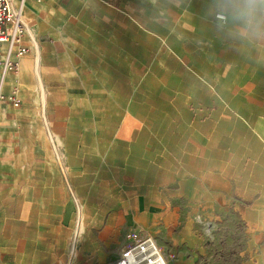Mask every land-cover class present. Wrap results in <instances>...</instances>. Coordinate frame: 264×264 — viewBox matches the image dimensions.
Returning a JSON list of instances; mask_svg holds the SVG:
<instances>
[{"label":"crops","instance_id":"1","mask_svg":"<svg viewBox=\"0 0 264 264\" xmlns=\"http://www.w3.org/2000/svg\"><path fill=\"white\" fill-rule=\"evenodd\" d=\"M60 1L77 9L71 13L77 14L78 27L65 10L62 18L57 11V46L71 45L80 55L109 54L114 64L103 68L108 74L98 81V90L87 79L58 77L87 87L70 98L74 110L60 105L49 116L57 133L77 137L66 146L75 159L69 163L74 173L66 176L72 200L79 201L75 225L70 199L58 229L35 228L24 203L19 216L1 217L0 264H59L67 255L69 263L108 264L130 234L168 230L176 223L177 200L188 207L198 197L203 215L232 214L244 221L246 261L264 264V35L231 17L217 18L216 0ZM42 2L27 1L24 20ZM26 27L24 44L30 50L34 40ZM145 52L155 56L152 64L158 57L167 78L152 80L157 89L150 95L144 93L149 80L143 75L127 80L133 92L123 103L119 90L112 91L122 80L113 79L111 71L120 70L121 56L127 63L128 54L140 56L136 69L143 71ZM28 53L5 85L6 93L20 88L22 104L21 71ZM86 61L79 70L90 78L100 68ZM6 104L14 107L1 104L0 132L10 119ZM91 147L102 153H94V168L80 172L78 160L85 158L80 152ZM27 162L39 167L40 193L34 195L32 183L26 187L16 178L31 179L37 170L22 172V161L0 156L1 200L14 207L17 199L67 198L63 169L52 164L55 169L49 170L48 159ZM51 189L57 194H49Z\"/></svg>","mask_w":264,"mask_h":264},{"label":"rangeland","instance_id":"2","mask_svg":"<svg viewBox=\"0 0 264 264\" xmlns=\"http://www.w3.org/2000/svg\"><path fill=\"white\" fill-rule=\"evenodd\" d=\"M60 3V0H45L36 5V10H30L28 13L29 18L25 19L29 30L32 31L34 36L36 35V41L39 43L38 47L40 46V74L46 90L47 105H44L42 100L43 93L34 68L36 59L35 43L30 39L29 60L21 71L24 102L17 108L6 104L4 111L10 115V119H7L5 124L1 126L2 130L0 132V156L14 161H22V172H26L29 168L37 170L31 179H27L23 175L16 177L26 187H30L29 183H32L35 190L34 192L32 191L34 195L40 193L39 167L34 166V164L29 166L28 160L48 159L49 170L55 169L50 166L52 164H56L58 169H63L67 198L17 199L14 207L13 204L11 205V200L0 199V221H3L1 217L4 215L13 214L19 216L23 213V205L26 203L28 208L26 212L29 214L30 223L40 230L45 227L58 229L63 217L62 211L66 207L68 199L71 200V207L74 212L71 224L74 223L75 225L79 214V201L72 200V192L66 183V176L69 177L68 174L74 173L71 171L72 168L69 167V163L75 161L74 158H71L70 153L72 152L67 151L66 146L74 145L73 140L77 137L74 138L72 135L57 133L58 131L54 126L56 120H51L49 116H52L60 105L63 110H74L76 106L70 98L73 95L82 94L87 90V87L82 88L78 85H73L71 81L61 82L58 77L64 76L69 80L75 79L76 83L79 79H87L88 82L94 83L92 88L98 90V81L104 79L105 75L108 74V71L103 70V68L112 66V58L115 57L109 54L95 56L90 54L91 52L80 55L77 48L71 45L67 48H59L56 40L57 11L60 18H62L61 10H65L64 14H67V18L70 17L71 20H75V26L78 27V16L77 14L75 16L72 14L77 9L74 6L68 9V7ZM91 50L93 51V49ZM84 51H88V49L84 48ZM95 58H98L99 62H96ZM123 58L121 56L119 61L121 62L119 64L121 69L111 71L113 79L122 80L121 83H117L115 87H112V91L114 89L119 90L118 94L122 96L120 101L123 103L127 100L126 97H129L133 92L129 84H126L127 80L141 79L143 75L145 80H149V83H144V93L145 95H150L157 89H152L151 86L154 84L152 80L167 78L165 71L159 68L161 63H156L158 57L155 63L152 64L155 56L151 53L145 52L143 56V71L139 70V67L138 70L136 69V66L141 65L139 62L140 56L128 54L126 56L127 63L124 62ZM89 59L92 65L94 64L100 68V70L90 72V78L92 79L89 78L88 72L79 70L82 61L87 62L86 60ZM103 89L107 90L106 95L109 94L110 87L106 86ZM108 100H110L109 97ZM59 121L65 122L66 120L61 118ZM65 129L66 126H63L62 129L60 128V132L64 133ZM95 152L92 147L85 152H80V154L85 155L84 159L80 158L78 160L79 164H81L78 167L80 172L87 171L89 167L94 168V162H97V159L94 160ZM53 176L55 177L52 181L55 183L57 176L56 174H53ZM81 178H85L84 175ZM54 192L51 189L49 194H57ZM198 198L196 200L193 199V204L188 205V207H184L182 199L177 200L176 223L169 227L168 230L160 229L154 233H149H152L157 238L158 242L168 253L175 254L177 264H254L246 261L247 248L243 245L246 238L244 221L239 216L232 214L205 216L203 215V207L198 205L200 202ZM58 207L59 209H57ZM145 233L147 232H136L132 236L130 234V237L135 239ZM47 241L49 239L44 240L43 244ZM71 251L73 252V249L70 250V253ZM69 259V255H67L56 263L75 264L73 261L69 263ZM76 262L77 264H92V261L81 262L78 259H76Z\"/></svg>","mask_w":264,"mask_h":264},{"label":"built area","instance_id":"3","mask_svg":"<svg viewBox=\"0 0 264 264\" xmlns=\"http://www.w3.org/2000/svg\"><path fill=\"white\" fill-rule=\"evenodd\" d=\"M29 0H0V106L10 102L14 107L22 105L20 88L15 85L9 93L5 85L11 73H17L22 58L29 52L24 44L26 23L24 9ZM42 2V0H33ZM216 17L225 21V17ZM108 264H177L174 253H168L157 239L148 233L128 241L118 257Z\"/></svg>","mask_w":264,"mask_h":264},{"label":"clouds","instance_id":"4","mask_svg":"<svg viewBox=\"0 0 264 264\" xmlns=\"http://www.w3.org/2000/svg\"><path fill=\"white\" fill-rule=\"evenodd\" d=\"M218 16L242 23L257 35H264V0H216Z\"/></svg>","mask_w":264,"mask_h":264},{"label":"bare ground","instance_id":"5","mask_svg":"<svg viewBox=\"0 0 264 264\" xmlns=\"http://www.w3.org/2000/svg\"><path fill=\"white\" fill-rule=\"evenodd\" d=\"M28 31H29V27H28ZM31 32V35L33 37V40H34V43H35V48H36V59H35V72H36V75H37V78H38V81H39V84L41 86V89H42V93H43V97H42V100L44 102V105L46 104V90L44 88V85H43V81H42V77H41V74H40V53H39V47H38V43L36 41V38L34 36V34ZM45 119H46V122H47V118L45 116Z\"/></svg>","mask_w":264,"mask_h":264}]
</instances>
